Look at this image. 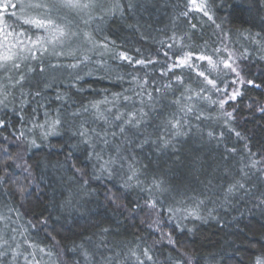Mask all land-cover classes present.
Returning a JSON list of instances; mask_svg holds the SVG:
<instances>
[{
    "label": "snow or ice",
    "instance_id": "obj_1",
    "mask_svg": "<svg viewBox=\"0 0 264 264\" xmlns=\"http://www.w3.org/2000/svg\"><path fill=\"white\" fill-rule=\"evenodd\" d=\"M257 3L264 5V0H257ZM133 7L132 0L127 4L122 0H0V110L10 109L21 121V128L12 133L13 146L20 150L12 153L8 147L0 148V172L3 173L0 175V190L7 193V185L11 182L22 200L31 196L38 185L27 158L29 151L40 148L50 137L67 133L69 141L74 143L61 145L69 148L66 160L82 151L87 164L83 167L71 165L73 176L69 179L73 185L59 207L75 210L84 196L102 194L107 205L126 215L127 219L139 221L149 237H157L149 243L148 238L138 235L123 246H110L103 235L98 243L91 237H85L71 250L78 257L74 264H199V256L180 250L174 232H192L186 222L215 219L216 209H207V215H204L209 197L180 191L162 176L150 173L149 165L143 162L140 152L147 144L155 145L159 152L169 148L175 150L174 142L189 136L193 128L203 135L200 125L192 122L193 119L204 121L213 118L204 115L202 103L216 106L219 115L215 119H222L229 132H235L238 139H245L231 127L235 109L227 111L225 105L241 96L236 85L254 84L252 80L245 81L239 64L248 58V50L230 48L225 42L229 37L225 34L220 40L221 46L214 48L211 54H197L185 50L189 48L184 44L185 36L173 33L169 37L172 43L166 47L176 50L171 56L168 51L163 53L171 63L161 75L173 73L174 81L153 87L151 91L148 73L143 77L129 73L127 88L115 92L104 90L103 95L97 93L100 98L87 103L81 101L77 104L69 91H57L54 96L57 103L52 106L45 92L53 87L54 77L52 82L45 81L42 88L33 90L29 87L26 90L37 69L41 73L48 69L53 72L63 69L69 77L67 87L80 93L84 91L81 82L85 76L93 75L90 64L103 71L105 76L111 75V69L104 60L105 54H110L113 60L141 68L155 64L152 59H134L124 51H117L114 40L100 36L103 24L117 16L123 19L125 8L130 11ZM184 9L180 16L188 17L190 13L197 12L216 23L209 0H186ZM216 28L220 29L221 25L216 24ZM245 38L257 45L258 50L264 51L261 33H249ZM194 61L203 62L206 66L201 67ZM184 68L196 69L202 85L199 91L186 86L182 75H175L176 69ZM116 80L124 82L125 76L117 75ZM174 84L183 88L178 96ZM170 91L172 98L168 99ZM206 92L218 95L213 99L212 95H205ZM164 100L167 104L162 105ZM31 105L35 106L24 115L25 108ZM157 105L172 111L161 113L162 119L153 132L148 133ZM259 110L264 112V107ZM7 126V122L0 119V129ZM223 136V132L218 136L214 131L207 132L209 140L219 141ZM244 149L245 154L237 162L239 178L225 170V177L231 179L220 186V207L231 206L232 199L241 193L252 195L254 186H249L248 181L257 173L264 175V156L258 157L247 143ZM229 151L237 153L235 147ZM93 184L97 186L93 187ZM131 193H136L135 199H128ZM256 199V206L264 205V192ZM24 215L20 207L9 204H4L0 210V264H65L59 258L61 254L54 250L56 244L49 246L34 238L41 230L46 236H51L47 232L49 218L39 219L38 228L32 220L24 221ZM166 228L171 230L165 231ZM108 232V228L100 230L101 234ZM164 247H169L177 255H168L161 262L157 250ZM207 264H214V257H209ZM251 264H264V251L255 255Z\"/></svg>",
    "mask_w": 264,
    "mask_h": 264
},
{
    "label": "trees",
    "instance_id": "obj_2",
    "mask_svg": "<svg viewBox=\"0 0 264 264\" xmlns=\"http://www.w3.org/2000/svg\"><path fill=\"white\" fill-rule=\"evenodd\" d=\"M122 2L127 4L128 0ZM185 2L186 0H132L134 7L130 11L125 8L123 19L117 16L102 25L103 31L100 36L114 40L117 51H124L134 59H152L156 61L155 64L141 68L124 61L113 60L110 54H105L104 60L111 69V75L105 76L103 71L90 64L93 75L85 76L81 82L84 91L80 93L67 87L69 77L67 71L63 69L55 72L48 69L44 73L37 69L32 74L30 83L26 85V90L29 87L33 90L37 87L42 88L45 81L52 82L54 77L53 87L45 92L52 101V106L57 103L54 100L57 91H69L77 104L81 101L87 103L93 98H100L97 93L103 95L104 90L115 92L127 88L129 73L139 74L141 77L148 73L151 91L153 87L166 85L170 80L174 81L173 73L161 75L166 71L167 64L171 63L163 53L168 51L171 56L172 51L176 50H169L166 47L172 43L169 37L173 33L185 36L184 44L189 46L185 50L197 54L201 52L211 54L214 48L221 46L220 40L225 34L229 37L225 42L230 48L238 51L247 49L248 58L239 61L241 75L245 81L252 80L254 84L236 85L235 87L242 93L241 96L225 105L227 111L235 109L233 113L235 120L231 127L240 132L245 139H238L235 132H229L224 127L222 119H215L219 115L216 106L202 103L204 115L213 118L204 121L193 119L192 122L194 125H200L203 135L193 128L189 136L174 142L175 150L169 148L159 152L155 145L147 144L140 152V156L143 162L149 165L150 173L162 176L178 190L209 197L204 215H207V209H216L215 219L208 218L206 222H186L188 228L193 229L192 232L187 230L174 232L181 251L199 256V264H207L209 257H214V264H251L254 256L264 251V205L256 206V198L264 192V175L257 173L248 181L249 186H254L252 195L239 194L232 199L231 206L220 207L219 204L222 201L220 186L226 185L231 179L225 177V170L239 178L236 171L237 162L245 154V143L258 157L264 156V112L259 110L264 107V58H262L264 51L258 50L257 45L245 38L249 33L257 32L264 37V5L257 3V0H209L216 22L213 24L207 17L197 12L190 13L188 17L180 16V12L185 10ZM193 24L196 25L195 28L192 27ZM216 24L221 25V28L217 29ZM194 64L206 66L200 61H194ZM117 75H124L125 81H117ZM175 75H182L184 84L196 91L202 86L195 68L176 69ZM231 78L230 76L229 79ZM174 89L177 96L183 91L182 87L175 84ZM204 94L212 95L213 99L218 95L207 92ZM167 96L168 99L172 98L171 91ZM163 104H167V100L162 101ZM162 105H157V111L152 113L148 133H152L162 119L161 113L167 114L172 111L171 108ZM34 106L26 107L24 115L30 113L31 107ZM0 119L8 124L7 127L0 129V148L8 147L15 153L20 149L13 146L12 133L21 128V121L10 109L0 110ZM210 130L217 136L223 132L222 140H209L207 132ZM4 137L8 139L4 140ZM67 143L74 141H69V135L65 133L63 136L50 137L40 148L31 149L27 158L32 164L33 179L38 188L32 191L31 196H26L22 200L20 194L15 192V186L9 182L7 193L0 190V210H3L4 204L20 207V211L25 214L23 220H32L38 228L39 219L49 218L47 232L51 236H46L45 231L41 230L34 238L49 246L56 244L54 250L61 254L59 258L65 264H74L78 259L71 250L85 237H91L93 242L98 243L103 235L110 246L129 244L138 235L148 238L149 243L156 239L157 237H149V234L142 230L139 221L129 220L126 215H121L114 207L107 205L102 194L84 196L75 210L69 211L59 207L69 187L73 185V181L69 179L73 176L71 165L83 167L87 164L82 151L76 152L73 158L66 160L69 148L61 145ZM234 147L237 149L236 154L229 151ZM2 174L0 172V175ZM135 198L136 193L128 196V199ZM102 228H108L109 232L101 234ZM157 254L161 262L168 255H177L169 247L159 248Z\"/></svg>",
    "mask_w": 264,
    "mask_h": 264
},
{
    "label": "rangeland",
    "instance_id": "obj_3",
    "mask_svg": "<svg viewBox=\"0 0 264 264\" xmlns=\"http://www.w3.org/2000/svg\"><path fill=\"white\" fill-rule=\"evenodd\" d=\"M165 231H168V230L165 229Z\"/></svg>",
    "mask_w": 264,
    "mask_h": 264
}]
</instances>
